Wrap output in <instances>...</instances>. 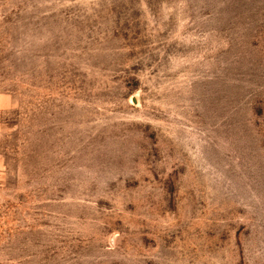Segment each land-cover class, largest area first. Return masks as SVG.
<instances>
[{
    "label": "rangeland",
    "instance_id": "374dc122",
    "mask_svg": "<svg viewBox=\"0 0 264 264\" xmlns=\"http://www.w3.org/2000/svg\"><path fill=\"white\" fill-rule=\"evenodd\" d=\"M0 264H264V0H0Z\"/></svg>",
    "mask_w": 264,
    "mask_h": 264
}]
</instances>
